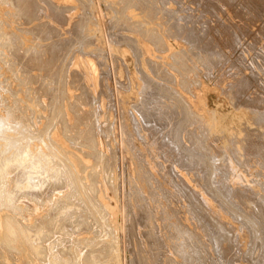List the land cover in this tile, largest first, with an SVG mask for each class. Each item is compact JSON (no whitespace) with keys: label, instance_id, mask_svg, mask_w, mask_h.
Returning a JSON list of instances; mask_svg holds the SVG:
<instances>
[{"label":"bare ground","instance_id":"bare-ground-1","mask_svg":"<svg viewBox=\"0 0 264 264\" xmlns=\"http://www.w3.org/2000/svg\"><path fill=\"white\" fill-rule=\"evenodd\" d=\"M79 1H81V0H79ZM84 1H81V2L84 4ZM117 1L120 4L122 3L121 6L123 5V3H125V4L129 3L128 6H126V5L124 6L125 9H127L126 7H130V3H132L133 1H134L133 5L131 4L132 5L131 7H133L135 3H139V2L143 3L146 1L148 2L149 0H146V1H143V0H137V1L136 0H117ZM117 1H115V2L118 3ZM156 1L157 0H154L150 3H154V2L158 3ZM168 1L169 0H160L159 1V3L163 4L164 8L162 6H161L162 8L159 7L160 6L159 3L157 6L154 3V5L156 7L155 10L157 11V13L159 12V14H160V12L163 11V13L170 16V17H167L163 13H161L165 17L171 19L170 20L171 23L168 21V19H164V20H162V22L163 23L169 22L170 28L171 29L174 28V30H175V31H172V34L174 33L175 35H177L178 38L183 37L182 40H185L186 42H188L190 44V46H191V47L189 46L190 52L193 51L195 53V55H198L199 57L202 56L201 57L202 59H204V58L206 59V64H204L205 63L204 61L202 62L204 64V66H207V65L212 64V63L213 64L217 63L216 65H220L222 63V61L224 60V58L227 56V54L225 53V50L223 48H221L222 45L223 46H224V44L227 45L228 48H226V49H229V47H230V48H235L238 50L239 46L241 45V41L243 39L245 32L247 30H249V27L251 28V26H247L248 29L246 31L243 30V32H242L243 36H241L239 34L241 32H237V30L235 29L236 24H237L236 22H238V21L234 22L233 20H231L232 18L225 17L228 20L227 19L223 20V18L221 19V17H218L219 15H217L215 18H212V17L209 18L205 15L206 13L203 10H202L203 12L201 11L202 13H200V14H198L196 12H195V14H193V13H191L193 11L192 10L193 7L191 8L190 6L184 7L183 9H185L187 11V13L186 14L183 13V15H181L182 13L181 14L177 13L178 9L176 11L172 8L170 10V8L166 7ZM201 1H203V0H201ZM222 1L225 2L226 0H212V1H210L212 3V5H210L209 7L206 5L205 6L209 9L213 10V11H211V13H212L216 9L219 10L218 9L219 7L218 8H214V7L220 6L219 3L221 2V4H222ZM256 1L258 3V1H260V0H256ZM111 2H112V0H111ZM176 2H177V5L179 8H181L184 5L183 0H178ZM176 2H175V4H176ZM188 2H189V0H188ZM82 3H79V4L81 5ZM88 3H90V2H88ZM91 3H93V2L91 1ZM98 3H100V2H98ZM170 3H171V1H170ZM201 3H203V2H201ZM207 3H209V2H207ZM4 4H8L10 6L7 8H4L3 7ZM114 4H113V2H112V4H110V5H112L111 6L112 9H115V8H113ZM187 4H189V3H187ZM195 4H197V3H195ZM224 4H222V6ZM263 4H264V1H263ZM67 5H64V3H62L58 0H0V264H119L118 259H119V256H121V254L119 252V246H120L122 241L125 242L127 240L128 235L130 236L129 237L130 239L133 238L136 242L140 241V243H141L140 246H139L140 243H136V244H138L137 254H136V252H134L137 256V258H136L137 261H135L136 264H156V258L157 257L154 255L159 254V253H157L156 250H158L157 248H158V243H159L160 238L158 240V237H157L158 232L156 231L155 227L156 226L157 227L168 226L167 225L168 219L166 220V217H165L167 214L165 215V212H164V211H167L168 209H166V210L164 209V211L162 210V207L165 206L162 202L161 203L163 205H162V207H160L161 206L160 201L161 200L163 201V199H161L163 197L162 195L166 194V193L164 192L162 194L161 187H158L156 185V183L155 184L153 183V181H152L153 178L151 180V176H152L151 174H153V173H150V175H148V173H147L150 168L147 170V172H146L147 174L145 173L147 185L149 182V188H150V190H149L150 192H148L149 195L147 193L145 194V192H143V190L141 189L142 186L140 187L139 185H137V183L134 182L135 180L132 181L134 178L131 175H130L131 176V181H130L131 183L128 182V183H130V186L128 185V183L125 182L126 181V180H124L125 178L123 180H120V181L118 180V183L116 182V180L118 178H117V175H116V172L114 169V167L116 166L114 164V160L116 158V150L114 149L115 152H113L114 151L113 150L114 141L118 137L117 136L118 132H119V135L124 136L125 131L120 132L117 129H115L113 127L114 125H113L111 120L109 121L110 122L109 124L107 123L108 125L107 124L104 125L103 123L105 121L103 122V120L100 118L101 115L99 116V114H102L101 112L103 111V108L106 105L104 97L108 98L112 89H110V87H106L104 89V85H108V84H104V85L101 84L103 87L100 86V88H103V89L102 90L99 89V91L101 90L100 95H99V94L94 92V89L91 86L92 83H89L86 81V77L88 75H87V73H85V71L79 70V69L69 70V67H66V66H65L66 67L65 69L63 68L64 70L61 69V64L64 63L65 60L71 62L75 58V55H76L75 53L77 50L83 51V53L85 52L84 54H87V55L90 54L91 52H94V50L93 51L86 50V46L87 45L89 46L91 44V38L93 39L94 34H93V36H91V35L89 36L87 33H85L86 32L85 28H84V30H85V32H84L83 25H85V23L82 24V23H78L76 21L74 23V21H71V23L73 22L72 24H74V25L69 27V29H68V27H67V29L62 28V25H66L64 23L68 22V20L66 18L70 19L69 16H71V14L70 15L66 14V13H68L67 11L70 9V8H67L68 7ZM85 5H87V2H86V4L81 5V6H84V8L82 7L81 9H84L85 11L88 12V9L87 8L85 9V7H87ZM88 5H90V4H88ZM98 5H101V3ZM146 5H147V3H146ZM207 5H209V4H207ZM226 5L227 4H225V6ZM71 6H73V5H71ZM71 6L69 5V7H71ZM75 6H77V5H75ZM115 6L117 7L116 4H115ZM139 6H142V5H139ZM139 6L137 5V7H139ZM197 6H199V4ZM228 6H229V4H228ZM257 6L253 5V10L254 9L256 10L258 8V10L260 11L259 7H257ZM262 6H264V5H262ZM107 7L110 8L109 5H107L106 8ZM119 7H120V5H119ZM124 7H122L121 9H124ZM143 7H144L143 9L146 10L145 5ZM152 7H151V5L149 6V8L147 7L148 8L147 9L148 10L147 15L150 14L149 12L154 13V10L153 11L151 10V9H153ZM140 8H139V10H140ZM223 8H224V6L222 7V9ZM72 9H75V8H72ZM72 9H70V11ZM117 9L118 8L115 9L116 11L114 10L116 13H117ZM149 9H150V11H149ZM193 9H195V8H193ZM160 10H162V11H160ZM180 10H179V12H180ZM190 10H192V11L188 12ZM262 10H264V9H262ZM91 11H94V10L92 9ZM156 11H155V13H156ZM219 11H221V9ZM122 12L124 13V11L122 10L120 12V16H118V17H121L120 19H122L123 16L125 15V14L123 15ZM141 12H143V11H141ZM253 12H254L253 14H255V11H253ZM81 13L82 12H80L78 15H80ZM121 13L123 16H121ZM125 13H127V11ZM152 13H151V15H152ZM225 13H226V11H225ZM85 14H87V13H85ZM101 14H102V12H101ZM159 14H155L156 17ZM216 14H218V11H216ZM88 15H89V13H88ZM91 15H92V12H91ZM91 15H89V16H91ZM151 15H149V17L152 18V20H153L155 15L153 17ZM226 15L227 14H225V16ZM89 16H87V17H89ZM112 16H114V18L116 17L117 19H119L117 16H115V14H113ZM164 16H162V17L164 18ZM227 16H229V15H227ZM257 16H258V14H257ZM261 16H262V14L260 15V17ZM80 17H82V14L80 15ZM92 17H93V15H92ZM126 17H127V14H126V16H124V18H126ZM130 17L131 16L128 15V21L126 19L127 23H125L124 20H123V22L127 25H129L128 22L133 23V22L129 21ZM156 17L154 18V20L156 19ZM263 17H264V15H263ZM76 18L78 19V17H76ZM132 18L133 17H131L130 20H132ZM89 19L87 18L88 21H89ZM109 19H108V21H109ZM117 19H115V23L116 22L119 23L121 21V20L116 21ZM157 19H159V18H157ZM82 20L83 19H81L80 22H82ZM84 20H85V18H84ZM84 20H83V22H84ZM91 21H92V18L90 19V22ZM110 21L111 22H108V23L109 24L112 23V25L114 26V23L112 22V20H110ZM164 21H166V22H164ZM57 22H59V23L63 22V23L60 26ZM90 22H88V23H90ZM95 22H97V21H95ZM135 22H137V20ZM139 22L141 24L142 21H139ZM139 22L137 25H139ZM88 23H86V25ZM91 23H93V22H91ZM143 23H146V22H143ZM143 23H142V25H143ZM147 23H149V21H147ZM213 23H216V25L218 24V28L215 29L214 26H216V25H214ZM134 24H132L133 25V26H131L132 28L135 27ZM157 24H161V23H157ZM103 25H104V20H103ZM116 25L118 26V24H116ZM120 25H121V23H120ZM137 25H136V28L140 29L141 26L139 25L140 27H138ZM144 25L146 26V24H144ZM169 25L167 24L166 27ZM250 25H252V24H250ZM256 25L257 24H255L254 27L257 28V26H259V24L257 26ZM107 26L108 25H106V27ZM145 26H143V27H145ZM220 26H221L220 29H222V27L224 28L223 29L224 32H222L219 29ZM237 26H239V25H237ZM241 26H242V24L240 25L239 28H241ZM260 27H262V30L261 29H259V30L263 31L264 30L263 26H260ZM107 28H109V27H107ZM107 28H105V29H107ZM120 28H122V26ZM124 28H125V26H124ZM128 28L129 27L127 26L126 29H128ZM162 28H161V30H162ZM143 29L146 30V28H143ZM150 29L151 28L149 27V28H147V31L144 30L145 33H143L144 31H142L141 33H143V35H144V34H148L150 31V34L152 36V40L153 39L155 40L156 37H158L160 39L162 38L163 35H161V33H158L159 32L157 30L158 28H152V30H150ZM252 29L251 30L254 31V28H252ZM113 30H115V29L113 28ZM132 30H135V29H131V31ZM165 30L167 31V28ZM168 30H170V29H168ZM239 31H240V29H239ZM261 31L257 33L259 38H257L255 35V38H257V39L254 38L255 42L257 41L256 44L255 45L253 44V43H255L254 40H253V43H251V42L250 43L253 45V47L256 48V50H257L256 54H258L257 56L261 57L262 61L264 62V34H263L264 32H262V34L259 35V33H261ZM105 32H107V31H105ZM108 32H109V30H108ZM108 32H107V34H108ZM146 32H148V33H146ZM27 33H31V35H33V38H30L32 40L31 43L26 42ZM136 33H137V31H136ZM111 34H108V35L110 36ZM121 34L122 33H120V35ZM220 34H223L224 37H220ZM115 35L117 36V34H115ZM126 35L127 34H125V36ZM168 35H170V34H168ZM246 35H247V33H246ZM145 36L146 35H144L143 37H145ZM253 36H254V34H253ZM113 38H114V36H113ZM158 38L156 39V43H157V40H159ZM124 39H126L124 41V44L126 41H128V43L131 44L130 45L131 48L133 47L132 49H134V53L136 54V58H138V60L136 61L137 63L135 62L136 63L135 65H136L137 70L140 74V77H141L140 79L143 82V84H142L143 87L140 86L142 88L140 89V95L138 97V100L134 101L133 103L131 102L132 108H133V110L136 111L138 116H136L135 114L133 115L134 112L132 113V116H131L130 110H132V109L129 110L131 119L133 117L132 121L134 120L133 125L135 124V128L138 130V132L135 128L134 129L136 130L137 135H140L141 137H144V138H146V136L144 134L145 133L144 130H146L145 127H147L149 132H153V133L156 132L154 130L158 131L159 129L160 130L164 129V130H166L165 132H167L165 138H172L173 142H175L174 145L177 147L178 152H176V150L174 148H172V146H170V143L167 144L172 148V150L174 149L173 151H175L176 154L178 153L177 154L178 156L180 154V157H178V158H180L178 161L179 165H178V163H175L178 166L173 168V170L175 171L174 173H176L175 176L177 178V179H175V181L178 184H180L181 186L183 185V188L186 191L185 194L187 196L188 205L192 208V211H194V215H193L194 217L193 218L196 221V223L203 228L204 232L207 234L206 236L209 237V239L211 240L212 246L214 248V253L210 252V250H208V249L206 251H204L206 248H203L202 237H200V236L197 237L196 236L197 233H196V235L193 234V230L191 229L192 233L191 232H190L191 234L187 233L188 235H186L182 239V242H180V244H182L185 247L184 249H185L186 254L185 253L184 254L187 255V257H186L187 261H184V264H264V180L261 181L260 179L259 180L255 179L254 177L250 176L249 173H248V175L246 174L247 175L246 177H245V175L242 176V177H245V178H242L244 183L240 182L242 180L239 181V179L233 177V175L236 174L237 170L235 169L236 166L235 167L233 166L235 164L232 165L233 160L230 158L231 156L229 155L230 156L229 157L228 153L226 154L223 152L220 155L221 151H223V150H218L220 153L217 152L216 151L217 147L216 146L213 147V145H212L213 143H210V141L207 140V138L209 137L207 134L208 132L204 133L203 131L208 125L206 127H204L205 126L204 125L203 126L204 129L202 130V127H201L202 124H200L201 120L204 118L202 113L195 110L196 108L194 107V104L190 101L189 97H187V95H185L181 90H179L173 84V83L176 84L177 78H176L175 74L169 70L167 65H170V67L171 68L173 67V69H178L177 65L179 63H183L184 61H188V59H189L188 52H186V50L184 48H182L178 51H172V53L170 55L172 56L171 58L173 59V62H169L167 60V58H165L163 56L153 57L151 54L148 55V53H149L148 50L140 45L139 40L137 38L129 35V37L127 36ZM119 40H121V39L119 38ZM147 40L151 41V37H149V39H147ZM247 40H249V39H247ZM113 41H115V40H113ZM92 42H93V44H96V43H94V40H92ZM153 42L155 43V41H151V43H153ZM164 42H162L164 47L163 46H161V47H163V50L164 49L168 50V46H165L166 44H164ZM242 42H244V41H242ZM261 42H263V43L260 46H258V44H260ZM160 43H161V41H159L158 44H160ZM246 43H248V42L246 41ZM158 44H157V46H158ZM107 46H108V44H107ZM157 46L155 47V49L157 48ZM227 46H224V47H227ZM118 47H119V45H118ZM161 47H160V49H161ZM242 48L243 47H241L240 50ZM132 49H130V50H132ZM160 49H159V51H161ZM232 50L233 49H231V51ZM240 50L238 51V53L236 55L240 54L239 53ZM80 51H79V53H80ZM101 51H102V49H101ZM106 51H108V49ZM202 51L204 52L205 55L203 53L201 54ZM244 51H245V49H244ZM109 52H111V50ZM97 53H99V52H97ZM97 53H94V54H96V57H98ZM94 54H93V56H94ZM101 54H102V52H101ZM112 55L113 54L111 53V56ZM140 55H144L143 58L146 55L145 60L148 61V64L150 65V66L149 65L148 66L151 67V69H152L151 72H153L155 74L154 76H156V78L151 76L149 73H147L143 69L142 64L140 63L141 60H139ZM241 55L243 56V54H241ZM99 56H102V55H99ZM106 56H108V55H106ZM102 57H101V59H102ZM199 57H197V58H199ZM228 57H230V56H227L226 60L231 61L230 60L231 58L229 59ZM78 58H79V56H78ZM119 58H121V57H119ZM201 58H199V59H201ZM257 58H255V59L252 58L253 60L248 59V61L251 60V65L253 66V65L258 63ZM115 59L118 60L117 56ZM190 60H191V57H190ZM235 60H237V59H235ZM238 60H241V58L240 59L238 58ZM245 60H247V59H245ZM147 61H146V63H147ZM181 61H183V62H181ZM229 61H228V63H229ZM102 62H103V60H102ZM104 62H106V60ZM241 62H243V61L241 60ZM199 63H200V61H199ZM246 63H244V64L247 65L248 63L247 64ZM187 64H188V62H187ZM187 64H186V66H187ZM224 64L226 65L227 63H224ZM231 64L232 63H230L229 65H231ZM244 64H241V65H244ZM65 65H66V63H65ZM102 65H103V63H102ZM117 65H118V63H117ZM222 65H221V67H222ZM124 66L126 68L125 70H126L127 78L130 81V82H128L127 86H131V84H130L131 83L130 68L125 64H124ZM184 66H185V64H184ZM194 66L190 67V68L191 69L193 68V70H195ZM235 66L232 65V67H235ZM252 66H250V67H252ZM113 67H115V66H113ZM108 68H110V67L108 66L106 69H108ZM209 68H207L208 70H206V71L212 70ZM211 68H212V66H211ZM236 68H240V67L238 66ZM228 69H232V68H228ZM252 69H253V67H252ZM252 69H250V70H252ZM263 69L264 68H262V65H261V70H263ZM100 70H102V67L100 68ZM112 70L116 71V69H114V68ZM239 70H240L239 72H241L243 69H239ZM188 71H190V69ZM201 71H202V69H201ZM253 71H255V69L252 70V72ZM227 72L230 73L231 75L233 74L234 77L236 75L235 70L234 71L229 70ZM243 72H245V71H242L241 73H243ZM103 73H104V71H103ZM110 73H112V72H110ZM180 73H182V72L180 71ZM211 73H212V71H211ZM228 73H225V75ZM254 73L255 72H253V75L257 76V74H254ZM105 74H106V72H105ZM105 74L103 77H106ZM220 74H221V72H220ZM244 74H242V75H244ZM89 75H90V73H89ZM194 75L196 77L198 76L195 72H194ZM112 76L113 75H111V77ZM114 76H116V74ZM100 77H102L101 74H100ZM182 77L184 78V75H182ZM221 78H222V75H221ZM256 78L257 77H255L254 81L255 80L257 81ZM117 79H119V77L118 78L116 77V79H114V80L117 81ZM261 79H262V77H261ZM100 80H101V78H100ZM112 80H113V78H112ZM248 80H251V79H249L248 75L242 76V77H239L238 79H236L235 85L238 84V87L241 86L240 91H242L241 94L244 96L245 95L248 96L250 93V92L248 93V91H249V87L251 86L252 80L249 81L250 84H249ZM199 81H200V79H199ZM122 82H119V83H122ZM188 82H190V81L182 79V83L183 84L185 83V85H186L185 89H187V92L191 91L190 85H188ZM193 82H194V80H193ZM119 83H118V85H120ZM113 84H114V82H113ZM179 84H180V82H179ZM183 84H180V85H182V87H183ZM227 84H229V83L227 82ZM248 84L250 85L249 87H248ZM69 85H72L75 88L77 87V89H79V92L77 94L74 93L75 97H72ZM118 85L116 84V87ZM124 85H126V84L124 83ZM198 85H200V84H198ZM120 86L122 87L123 85H120ZM119 87H117V88H119ZM124 87H126V86H124ZM124 87H122V88H124ZM136 88H137V86H136ZM125 90H126V88H125ZM225 91H227V90L225 89ZM117 93H118V90H117ZM255 93L256 92H254V94ZM42 94H47V97L49 100L48 101L45 100L46 98H45V96H42ZM113 94L114 93L112 92V95ZM190 94L192 95V97L198 98V95H196V93H193V91L190 92ZM260 94L261 93H259V96H261ZM41 96L45 98V99H43L44 102L41 101L42 99L40 100ZM255 96H256V100H257V97L260 98L258 95H255ZM255 96H254V98H255ZM254 98L252 100L256 101V100H254ZM111 99H112V97H111ZM260 99H262V98H260ZM32 100H33V102H32ZM107 100H110V99H107ZM114 100H117V99H114ZM118 100H120V99H118ZM117 102H119V101H117ZM120 102H122V99ZM126 102H127V100H126ZM84 105H89L92 108V109L89 108L87 111V112H89L91 110V112H90L91 116L86 115V117L89 116L87 119L92 124L88 123L87 121L81 122L82 119H80V116H81L80 111L85 110V112H86V110H87L86 108H83ZM109 105L114 106V105H116V103L115 104L109 103ZM199 106H200V104H199ZM110 107H112V106H110ZM118 107L120 109V106H118ZM67 108L71 109L72 112L74 110L75 113H77V115L75 114V117L77 116L76 118H78V119H76V121L74 120L73 123L75 122L74 124H76L79 121L81 123H84L83 124L84 126H82V127H78V126L74 127L73 126V124L71 122V118L68 116V114L66 112ZM262 108H264V107H262ZM39 109H45V110H43V113H44V111H46L47 114L41 113L42 110L39 111ZM121 112H123V111L121 110ZM212 112H214V111H212ZM87 114H89V113H87ZM104 114H105V112H104ZM118 114H120V113H118ZM83 115H82V117H83ZM105 115L107 116L108 114H105ZM106 116H104V117H106ZM119 117L122 118L123 115L122 116L120 115ZM109 119H107V120H109ZM124 119L125 118H123V122H124ZM215 120H216V118H215ZM57 122L62 123V125L58 128H56V126H55L57 124ZM113 122H115V119ZM121 122H122V119H121ZM118 123H119V121H118ZM119 125H121V124H119ZM210 125H212V124H210ZM126 126H125V128H126ZM143 126H145V127H143ZM207 128L211 129L210 127H207ZM124 129H120V130H124ZM170 129H173V130L176 129V130L173 133H169ZM177 130H178V132H177ZM200 130L203 132L202 135H201ZM59 131H61L63 133V135L67 136L68 137L67 139H69V141L71 140V142L73 144L77 145L78 147H76V148L80 149V147L82 145L88 146L90 148L93 147L92 149H94V152L90 153L88 151L86 155L91 154L92 157H95V163L93 165L89 166L81 159L80 156H79L80 159L77 158L78 157L77 156L76 158H77V161L79 162L78 164H80V167H81L80 171H82V172H79L76 168V165H74V162L71 160L72 158L70 159V157L68 155L70 153V150L65 149L57 141V134L56 133ZM210 132H211V134L214 133V132L212 133V131H209V133ZM128 134H126V135H128ZM160 134H162V133H160ZM163 135H164V133H163ZM151 136L153 137V135H151ZM99 137L102 138L101 140H104L105 142H107V146H109L110 153H108L107 158L105 157L106 151L100 149L99 145L101 142H100ZM129 137H131V136H129ZM152 137H150V138L152 139ZM218 137L219 136H217V138ZM153 139H154V137H153ZM153 139H152V142L157 141L156 137L154 140ZM219 139H220V137H219ZM146 141H147V139H146ZM162 141L164 142L165 139L164 140L162 139ZM207 141H209L210 144ZM215 141H216V139H215ZM143 142H144V140H143ZM146 143H148V142H145V144ZM153 144L156 145V143H153ZM155 147H158V148L155 149L156 151H154V154H153V157L155 156V160H156V162H154V163H156V165L159 167L160 164L158 165L157 163H159V161H161L159 159L162 158L163 155H162V157H160L161 155L159 156L160 151H161L160 146L158 145ZM153 149H154V147H153ZM150 150H151V148H150ZM85 152H86V150H85ZM140 152H142V151H140ZM167 153H169V151ZM74 154H75V156L77 155L76 153H74ZM74 154H72V155H74ZM164 154H166L165 151H164ZM176 154L173 153V156L171 154H167L168 156H166V155L165 156L167 159L171 155L170 158H168V159H171V157L174 158L175 157L174 155H176ZM91 155H90V157H91ZM102 155H104L103 156L104 159L106 158V160H105L106 166L104 169L105 174L103 173L104 175L100 173L101 170L98 168L99 163L103 160L102 159L100 161V157ZM103 157H101V158H103ZM250 157H251V155H250ZM130 158L132 159V157H130ZM178 158H176V159L178 160ZM221 158H222V160H227V161H222ZM168 159H167V161H168ZM174 159H173V162L170 163V165L172 163L174 164V162L176 160V159L175 160ZM116 163H117V161H116ZM185 163L187 164L186 167L180 166V164L184 165ZM241 164H243L242 165L243 167L245 166L244 161H241V163L239 165H241ZM100 166H102V165H100ZM103 166H104V164H103ZM163 166H165V165L163 164ZM237 166H238V164H237ZM118 168H119V166H118ZM144 168H145V165H144ZM116 169H117V167H116ZM119 169L121 171V168H119ZM159 169H157V170H159ZM167 169H169V168H167ZM244 169H246V168H244ZM129 170H131V169H129ZM163 170H165L164 167H163ZM163 170L160 169L159 172H161ZM240 170H239V172H240ZM112 171H114L115 173ZM101 172H103V171H101ZM127 172H128V170H127ZM149 172H151V170ZM136 173H138V172H136ZM165 173L167 175V172H165ZM184 173L189 174V178H187L184 175ZM218 173H220V175H217ZM129 174H130V172H129ZM209 174H210V176H209ZM166 175L164 176V178L165 177L167 178L168 175L167 176ZM169 175H171L170 172H169ZM217 176H219L220 178ZM124 177H126V176H124ZM162 178H163V176H162ZM129 179H127V180H129ZM137 179H138V177H137ZM200 180L202 182V185L200 184ZM158 181H160V180H157V182ZM166 181L168 182V180H166ZM170 182H173V181H170ZM158 184H159V182H158ZM191 185L193 187H190ZM128 186H129V188L132 192V195H133V196L131 195L132 196V197H130L131 200L129 199L130 202H129V200H128V202L130 203L131 210L134 212L135 215H137V217L134 216L133 218L137 219L139 217V215H142V217H144L145 220H144V222H139L137 220V224H136L137 227H131V230L128 229V228H130V226L128 225L129 227L127 228L126 224H125L124 226H122V228L124 229V232L120 235L118 232V230H119L118 226L116 224L117 216L115 215V211L112 209V205L110 203V200L112 198L108 195V189H112L111 191L114 190L113 192L116 193V195H117L116 199H118L117 197L121 198L122 203L125 204L124 202H125V199L127 198V196H125V194H126L125 191L128 188ZM159 186H160V184H159ZM249 188L251 189L250 191H249ZM184 189H183V191H184ZM168 190H167V193H168ZM252 191H253V193H251ZM204 193H206L208 196L212 195V197L214 195L215 199L217 200L216 202H218V203L215 204L214 201L212 203V201L210 199H208ZM128 194H129V192H128ZM128 194H126V195H128ZM172 194H174V193H172ZM158 195L161 196V197L159 196L161 199L160 201L158 199ZM200 195H202V198H200L201 197ZM168 197H170V196H168ZM176 198H178V197H176ZM19 199H24L26 201V205L23 207L20 206L18 204ZM170 205H172V202ZM167 207H170V206H167ZM188 207H186V208H188ZM180 210H181L180 212H182L181 208H180ZM188 211H190V210H188ZM167 212H169V211H167ZM183 212H184L183 214L185 215V211H183ZM188 213L191 214V212H187V214ZM169 215H171V214H169ZM185 216H183V217H185ZM123 217L125 218V216H123ZM188 218H191V217H188ZM131 219H132V217H131ZM171 219L173 220V218H171ZM181 221H183V220H181ZM184 221H185V219H184ZM169 222H170V220H169ZM173 222H174V220H173ZM175 222L177 224V221H175ZM130 225H131V223H130ZM177 225L179 226V224H177ZM180 225H182V224H180ZM183 226H182V228H183ZM171 227H172V225H171ZM185 227L191 228L190 226H187V225H185ZM132 228H137V229L133 230ZM189 228H187V229L189 230ZM127 229L130 230L129 234H128ZM159 229H161V227ZM161 230L160 231L158 230V231L161 232ZM191 230H189V231H191ZM145 231L149 232V236H147V238L143 239V241H142V238H144V237H141V236L143 235V232H145ZM170 233H171V231H170ZM162 235L163 234H161V236ZM158 236L160 237L159 234H158ZM167 236H169V235H167ZM165 237L166 236H164V238ZM119 239H121L122 241L120 242ZM169 239H171V238H169ZM175 241H177V240L175 239ZM166 242L167 241H165L164 243H166ZM133 243H134V241H133ZM167 244L168 243H166V245ZM177 244H179V243L177 242ZM134 245L135 244H133V246ZM131 246H132V244H131ZM167 247L170 249L166 250ZM167 247L164 248L166 250V254H167L165 256V259H164L165 264H172L173 261L176 260V258H174L175 256H173L172 254L167 253L168 251H169V253H171L170 250L173 251V248L171 249L172 245H170V246L167 245ZM134 250L136 251L135 246H134ZM159 250H161V249H159ZM165 250H163L162 252H164ZM133 251H131V252H133ZM134 253H132V254H134ZM148 253H151V254L148 255ZM173 253H174V251H173ZM162 255H160V256H162ZM131 257H133V255ZM119 260H121V259H119ZM161 263L162 262L160 260L159 264H161ZM126 264H129V262L128 263L126 262ZM176 264H177V262H176Z\"/></svg>","mask_w":264,"mask_h":264},{"label":"rangeland","instance_id":"rangeland-1","mask_svg":"<svg viewBox=\"0 0 264 264\" xmlns=\"http://www.w3.org/2000/svg\"><path fill=\"white\" fill-rule=\"evenodd\" d=\"M58 1H60V2H62V3H64V5H67L68 7L67 8H70V9H72V8H75V9H72L71 11H70V9L67 11L68 13H66L67 15H70L71 14V16H69L70 17V19H68V18H66L67 20H68V22H65L64 24H66V25H62V23L60 22H57L60 26L62 25V28L63 29H67V27H68V29H69V27H71L72 25H74V24H72L71 23V21H74V23H75V21L76 22H78V23H82V24H84L85 23V25H86V23H88V22H90V19L92 18V21L91 22H93V23H88L86 26L85 25H83V30H84V28L86 29V32H85V30H84V32L85 33H87L89 36L91 35V36H93V34H94V36H93V39L91 38V44L88 46H86V50H91V51H93L94 50V52H89L90 54H84L83 53V51H80V50H77L76 51V55H75V58L71 61V62H69V61H67V60H65V62L64 63H62L61 64V69H65L66 67H69V70H75V69H79V70H83V71H85V73H87V75L89 76H87L86 77V81L87 82H89V83H92V88L94 89V92L95 93H97V94H99L100 95V91L103 89V88H100V86L101 87H103L101 84H108V85H104V89L106 88V87H110V89H112L111 90V92H110V95L108 96V98L107 97H104L105 98V102H106V105H105V107L103 108V111L101 112L102 114H99V116L101 115V119L103 120V124L104 125H106L107 123L109 124L110 122V120L112 121V123H113V127L115 128V129H117L118 131H122V132H124L125 131V133H124V136H121V135H119V132H118V134H117V139H115V141H114V148H113V150L115 149L116 150V158H115V160L117 161V163H116V161L114 160V164L116 165L115 167H114V169H115V172H116V175H117V180H116V182L118 183V180L120 181V180H123L124 178V180H126L125 182L126 183H128V182H130L131 181V176H133V180L132 181H134L135 183H137V185H139L140 187H141V189L143 190V192H145V194L147 193L148 194V192H150L149 190H150V188H149V182H148V185H147V180H146V178H145V175L148 173V175H150V173H153V174H151L152 176H151V180H152V178H153V183L155 184L156 183V185L158 186V187H161V191H162V194L165 192L166 194H163L162 196V198L161 199H163V201L160 199V195H158V199H159V201H160V204H161V206L160 207H162V205L164 204L165 206H163L162 207V210L164 211V209L166 210V209H168L167 211H169V212H167V211H164L165 212V217H166V220L168 221V226H160L161 227V229H159L160 227H155V229H156V231L158 232V234L160 235V237L158 236V234H157V237H158V240H159V238H160V240H159V243H158V250H156L157 251V253H159L160 255H162L163 253V257L162 256H160L159 254H157V255H154V256H156L157 258H156V264H159L160 263V260H161V262L163 263V264H165V256L167 255L166 254V250L168 249H170V248H168L167 247V245L168 246H170V245H172V247H171V249L173 248V251H174V253H173V251L172 250H170V252L171 253H169V251L167 252L168 254H172L173 256H175L174 258H176V262H177V264H184V261H187V255H185L186 254V252H185V247L182 245V244H180V242H182V239L186 236V235H188V234H191L192 233V230H193V234H195L196 235V233H197V237H202V241H203V248H206L204 251H206L207 249L208 250H210V252H212V253H214V248H213V246H212V243H211V240L209 239V237L208 236H206L207 234L204 232V230H203V228L200 226V225H198L197 223H196V221L194 220V211H192V208L188 205V200H187V196H186V191H185V189L183 188V185L181 186L180 184H178L176 181H175V179H177L176 178V173H174L175 171L173 170V168L174 167H176V166H178L179 165V163H178V161H179V159L180 158H178V157H180V154H179V156L176 154V152H178L177 151V147L174 145L175 144V142H173V140H172V138H165L166 137V133L167 132H165L166 130H164V129H162V130H154V131H156L155 133H153V132H149V130L147 129V127H145V126H143V127H145L146 128V130H144V134H145V136H146V138H144V137H141L140 135H137V132H138V130L135 128V124L133 125V122H134V120L132 121V119H133V117H132V119H131V116H132V113H133V115L135 114L136 116H138L137 115V113H136V111L135 110H133V108H132V103L134 102V101H137L138 100V97H139V95H140V89L143 87V82H142V80L140 79L141 77H140V74H139V72H138V70H137V67H136V61L138 60V58H136V54L134 53V49H132L131 48V44H129L128 43V41H126L125 42V44H124V41L126 40V39H124V38H126L127 36L129 37V35H131L132 37H135V38H137L138 40H139V43H140V45L141 46H143L144 48H146L147 50H148V55L149 54H151L153 57H157V56H163V57H165V58H167V60L169 61V62H173V59L171 58L172 56L170 55L171 53H172V51H178V50H180V49H182V48H184L185 50H186V52H188V54H189V59H188V61H181V62H183V63H179L177 66V68L178 69H173V67L171 68L170 67V65H167V67L169 68V70L172 72V73H174L175 74V76H176V78H177V82H176V84L175 83H173L174 85H175V87H177L179 90H181L185 95H187V97H189V99H190V101L194 104V107L196 108L195 110H197V111H199V112H201L202 113V115H203V119L201 120V123L200 124H202L201 125V127H202V130L204 129V127H206L207 125V127H210L211 129H208L207 127L204 129V133L206 132H208L207 134H208V138H207V140H209L210 141V143H213L212 145H213V147H217L216 148V151L217 152H219L218 150H223V151H221V153H220V155L222 154V152L223 153H228V156L233 160L232 161V165L233 164H235V165H233L234 167H235V169L237 170L236 171V174H234L233 175V177H235V178H237V179H239V181L240 180H242V178H245L247 175H248V173L250 174V176H252V177H254L255 179H260L261 181H263L264 180V108H262V107H264V69L263 70H261V65H262V68H264V62L262 61V58L261 57H259V56H257L258 54H256L257 53V50H256V48L255 47H253V45L251 44V43H253V40H254V38H255V35H256V37L257 38H259V36L257 35V33L258 32H260L261 30H262V27H260V26H263V28H264V17H263V15H264V10H262V9H264V6H262V5H264L263 4V1L264 0H260V1H258V3H257V1L256 0H226L225 2H223L222 1V4H227L226 6H225V4L223 5L224 6V8L222 9V4H221V2L219 3L220 4V6H217V7H214V8H218L219 10L221 9V11H219V10H215L214 12H212L211 13V11H213V10H211V9H209V8H207L206 6H210V5H212V3L210 2V1H212V0H203V1H201V0H189V2H188V0H183V2H184V5L181 7V8H179L178 7V5H177V2L176 1H178V0H169L168 1V3H167V5H166V7H168V8H170V10H171V8L172 9H174V10H176L177 11V9H178V11H177V13H182L181 15H183V13L184 14H186L187 13V11L185 10V9H183L184 7H188V6H190L191 8L193 7V8H195V9H193L192 8V10H190V11H188V12H191V13H193V14H195V12L196 13H198V14H200V13H202L203 11H205V15L207 16V17H209V18H215L217 15H219L218 17H221V19L223 18V20H226L227 18H232L231 20H233L234 22L235 21H238V22H236L235 24H236V27H235V29L237 30V32H241V33H239L241 36H243V34H242V32H243V30L244 31H246L247 29H248V27L247 26H251V28L249 27V30H247L246 32H245V34H244V36H243V39H242V41H244V42H242L241 41V45L239 46V48H238V50L237 49H235V48H230L229 47V49H226V48H228V46L227 45H225L224 44V46H227V47H224L223 45H222V47L221 48H223L224 50H225V53L227 54V56H230V57H228L231 61H229V63H228V61L226 60V58H227V56L224 58V60L222 61V63L220 64V65H216L215 63L213 64H209V65H207V66H204V64H206V59L204 58V59H202L201 57H199L198 55H195V53L193 52V51H189L190 50V44L188 43V42H186L185 40H182V38L180 37V38H178L177 37V35H175L174 33L172 34V31H175L174 30V28H170V23H171V19L170 18H167V17H170L169 15H167V14H165V13H163V11L162 10H160V11H162V12H160V14L161 13H163L165 16H167V17H165L164 15H160L159 14V12L157 13V11L155 10L156 9V7H155V5H154V3H150V2H152V1H154V0H149L148 2L146 1V0H143V1H146V2H143V3H141V2H139V3H135L134 4V6L133 7H131L132 5H133V2L132 3H130V7H126L127 9H125V5L126 6H128L129 5V3L128 4H125V3H123V5L121 6V4L117 1V0H112V2H113V4L115 3L116 5H117V7L115 6V4L113 5V8H120L119 10L117 9V13L115 12L116 10L115 9H112V5H110V4H112V2H111V0H91L93 3H91V1L89 0H81V1H84V4H86V2H87V5H85V6H87V7H85V9L87 8L88 9V12L87 11H85L84 9H81L82 7L84 8V6H81V5H84L81 1H79V0H58ZM100 2L101 3V5H98V4H100V3H98V2ZM115 1H117L118 3H116ZM137 1V0H136ZM135 1V2H136ZM160 1V0H159ZM159 1L157 0L156 2H158L159 3ZM170 1H171V3H170ZM193 3H192V2ZM195 1V2H194ZM88 2H90V3H88ZM110 2V3H109ZM175 2H176V4H175ZM201 2H203V3H201ZM207 2H209V3H207ZM230 2V3H229ZM235 2V3H234ZM255 4H254V3ZM260 2V3H259ZM79 3H82L81 5L79 4ZM104 3V4H103ZM109 3V4H108ZM146 3H147V5H146ZM158 3H155L156 4V6L158 5ZM186 3V4H185ZM187 3H189V4H187ZM195 3H197V4H195ZM242 3V4H241ZM257 3V4H256ZM88 4H90V5H88ZM104 6H103V5ZM106 4V5H105ZM132 4V5H131ZM199 4V6H197ZM207 4H209V5H207ZM228 4H229V6H228ZM239 4V5H238ZM241 4V5H240ZM246 4V5H245ZM69 5L71 6V5H73V6H71V7H69ZM75 5H77V6H75ZM107 5H109L110 6V8L109 7H107L106 8V6ZM119 5H120V7H119ZM137 5L139 6V5H142V6H139V7H137ZM145 5V8H146V10H144L143 8V6ZM151 5V7L153 8V9H151L152 11L154 10V13H155V11H156V13L155 14H159V15H157V17H156V15L154 14V13H152V12H149L150 14L149 15H151V13H152V17L154 16V18L156 17V19L154 20V18H153V20H152V18H150L149 17V15H147L148 13V8H149V6ZM159 7H163V4H161V3H159ZM203 5V6H202ZM206 5V6H205ZM235 7H234V6ZM253 5H255V6H257V7H259V9H260V11L258 10V8L255 10H253ZM10 5H8V4H4V8H7V7H9ZM100 6V7H99ZM136 6V7H135ZM148 8H147V7ZM252 6V7H251ZM262 6V7H261ZM89 7V8H88ZM122 7H124V9H121ZM141 7V8H140ZM161 7V8H162ZM205 7V8H204ZM221 7V8H220ZM100 8V9H99ZM138 8V9H137ZM139 8H140V10H139ZM164 8V7H163ZM198 8V9H197ZM235 8V9H234ZM94 10V11H91V10ZM143 9V10H142ZM181 9V10H180ZM244 9V10H243ZM104 10V11H103ZM107 10V11H106ZM115 10V11H114ZM124 11V13H123V15L124 16H126V14H127V17L126 18H124V16L122 15V13H121V16H123V18L122 19H120L121 17H118V16H120V12L121 11ZM179 10H180V12H179ZM184 10V11H183ZM196 10V11H195ZM203 10V11H202ZM226 11V13H225V11ZM234 10V11H233ZM109 11V12H108ZM127 11V13H125ZM141 11H145L144 13L143 12H141ZM149 11H150V9H149ZM186 11V12H185ZM202 11V12H201ZM216 11H218V14H216ZM239 13H238V12ZM241 11V12H240ZM253 11H255V14H253L254 12ZM80 12H82L81 14H82V17H80V15H78ZM91 12H92V15H93V17H92V15H91ZM101 12H102V14H101ZM119 12V13H118ZM249 12V13H248ZM259 12V13H258ZM261 12V13H260ZM85 13H87V14H85ZM88 13H89V15H91V16H89L88 15ZM113 14H115V16H117L119 19H117L116 17L114 18V16H112ZM154 14V15H153ZM225 14H227V15H229V16H225ZM237 14V15H236ZM240 14V15H239ZM251 14V15H250ZM257 14H258V16H257ZM262 14V16L260 17V15ZM89 16V17H87V16ZM96 17H95V16ZM128 15L129 16H131V17H133L132 18V20H130L131 19V17H130V19H129V21H131V22H133V23H129L128 22V24L129 25H127V24H125V23H127L126 22V19H127V21H128ZM147 15V16H146ZM212 15V16H211ZM224 15V16H223ZM253 15V16H252ZM257 17H256V16ZM86 16V17H85ZM159 16V17H158ZM162 16H164V18L162 17ZM252 16V17H251ZM75 17V18H74ZM76 17H78V19L76 18ZM95 17V18H94ZM102 17V18H101ZM149 17V18H148ZM225 17H227V18H225ZM256 17V18H255ZM74 18V19H73ZM84 18H85V20H84ZM87 18L89 19V21L87 20ZM94 18V19H93ZM97 18V19H96ZM110 18V19H109ZM145 18V19H144ZM157 18H159V19H157ZM81 19H83L84 20V22H83V20H82V22H80L81 21ZM96 19V20H95ZM104 20V25H103V20ZM108 19H109V21H108ZM114 19V20H113ZM115 19H117L116 21H118V20H121L119 23H115ZM164 19H168V21L170 22H168V23H163L162 22V20H164ZM237 19V20H236ZM66 20V21H67ZM110 20H112V22L114 23V26L112 25V23H108V22H111ZM123 20H124V22H123ZM137 20V22H135ZM142 21L141 22V24H140V22L139 21ZM228 20V19H227ZM95 21H97V22H95ZM107 23H106V22ZM147 21H149V23H147ZM167 21V20H166ZM166 21H164V22H166ZM138 22H139V25L141 26V28L143 27V26H145L144 24H146V26L145 27H143V28H146V30L145 29H139V28H136V25L138 24ZM143 22H146V23H143ZM256 22V23H255ZM258 22V23H257ZM96 23V24H95ZM98 23V24H97ZM120 23H121V25H120ZM125 25H124V24ZM136 25H135V24ZM142 23H143V25H142ZM157 23H161V24H157ZM242 24V26H241V28H239L240 27V25ZM116 24H118V26L116 25ZM132 24H134V26L135 27H131V26H133ZM169 25V26H167L166 27V25ZM214 25H216V23H213ZM250 24H252V25H250ZM255 24H259V26H257V28L256 27H254V25ZM262 24V25H261ZM106 25H108L107 27H109V28H107L106 27ZM129 27L128 29H126V27L127 26ZM139 25H137L138 27H140ZM163 27H161V26ZM213 25V26H214ZM237 25H239V26H237ZM116 26V27H115ZM122 26V28H120ZM124 26H125V28H124ZM154 26V27H153ZM156 26V27H155ZM172 26V25H171ZM104 27V28H103ZM111 27V28H110ZM151 28L150 30H152V28H158L157 30L159 31H157L158 33H161V35H163L162 36V40L160 39V38H158V37H156L155 38V40L153 39L152 40V36H151V34H150V31H149V33L148 32H146V33H148V34H144V35H146L145 37H143L144 35H143V33H145V31H147V28ZM247 27V28H246ZM93 28V29H92ZM99 28V29H98ZM105 28H107L108 30H109V32H108V30L107 29H105ZM113 28L115 29V30H113ZM124 28V29H123ZM135 29V30H132L131 31V29ZM161 28H162V30H161ZM167 28V31L165 30ZM214 28L216 29V28H218V24L216 25V26H214ZM221 28V26L219 27V29ZM252 28H254V31H252L253 29ZM123 29V30H122ZM138 29V30H137ZM168 29H170V30H168ZM223 27H222V29H220L222 32H224L223 31ZM239 29H240V31H239ZM252 29V30H251ZM259 29H261V30H259ZM96 30V31H95ZM112 30V31H111ZM121 30V31H120ZM140 30V31H139ZM145 30V31H144ZM105 31H107L108 32V34H111L110 36L112 37H110L108 34H107V32H105ZM135 31V32H134ZM136 31H137V33H136ZM140 33H139V32ZM142 31H144L143 33H141ZM115 32V33H114ZM124 32V33H123ZM171 32V33H170ZM262 32H264V30L263 31H261V33H259V35H261L262 34ZM120 33H122L121 35H120ZM170 34V35H168V34ZM246 33H247V35H246ZM114 34V35H113ZM115 34H117V36L115 35ZM124 34V35H123ZM125 34H127L126 36H125ZM168 36H167V35ZM253 34H254V36H253ZM264 34V33H263ZM107 35V36H106ZM251 35V36H250ZM106 36V37H105ZM113 36H114V38H113ZM119 36V37H118ZM151 37V41H155V45L153 44V43H151V41H149V40H147V39H149V37ZM176 36V37H175ZM26 37H27V39H26V42L27 43H31V39L30 38H33V35H31V33H27V35H26ZM110 37V38H109ZM220 37H224V35L223 34H220ZM249 37V38H248ZM251 37V38H250ZM95 38V39H94ZM119 38L121 39V40H119ZM159 39V40H157V43H156V39ZM246 38V39H245ZM257 38H255V39H257ZM110 39V40H109ZM117 39V40H116ZM247 39H249V40H247ZM92 40H94V43H96V44H93V42H92ZM97 42H96V41ZM103 40V41H102ZM109 40V41H108ZM113 40H115V41H113ZM248 42V43H246V41ZM121 41V42H120ZM159 41H161V43L160 44H158L159 43ZM166 43H165V42ZM108 42V43H107ZM114 42V43H113ZM123 42V43H122ZM162 42H164V44H166L165 46H168V50L167 49H164L163 50V47H164V45H163V43ZM251 42V43H250ZM254 42H255V40H254ZM257 42V41H256ZM256 42L255 43H253L254 45L256 44ZM117 43V44H116ZM188 43V44H187ZM263 42H261L260 44H258V46H260L261 44H262ZM107 44H108V46H107ZM125 46H124V45ZM129 44V45H128ZM157 44H158V46H157ZM162 44V45H161ZM209 44V43H208ZM207 44V45H208ZM249 44V45H248ZM98 45V46H97ZM118 45H119V47H118ZM245 45V46H244ZM247 45V46H246ZM130 46V47H129ZM157 46V48L155 49V47ZM161 46H163V47H161ZM190 46V47H189ZM209 46V45H208ZM93 47V48H92ZM97 47V48H96ZM160 47H161V49H160ZM241 47H243L241 50H240V48ZM246 47V48H245ZM110 48V49H109ZM248 48V49H247ZM253 48V49H252ZM97 49V50H96ZM101 49H102V51H101ZM108 49V51H106ZM130 49H132V50H130ZM158 49V50H157ZM159 49L161 50V51H159ZM231 49H233L232 51H231ZM244 49H245V51H244ZM104 50V51H103ZM111 50V52H109ZM236 50V51H235ZM240 50V54H238V55H236L237 53H238V51ZM247 50V51H246ZM79 51H80V53H79ZM233 54H231L230 52ZM97 52H99V53H97ZM101 52H102V54H101ZM105 52V53H104ZM236 52V53H235ZM94 53H97L98 54V57H96V54H94V56H93V54ZM104 53V54H103ZM111 53L113 54L112 56H111ZM132 53V54H131ZM204 54V52L202 51L201 52V54ZM143 54V53H142ZM187 54V55H188ZM241 54H243V56L241 55ZM99 55H104L103 57L102 56H99ZM106 55H108V56H106ZM169 55V56H168ZM205 55V54H204ZM246 55V56H245ZM256 55V56H255ZM78 56H79V58H78ZM111 56V57H110ZM115 56V57H114ZM116 56H117V59L118 60H116L115 58H116ZM121 57V58H119V57ZM135 56V57H134ZM143 56L144 55H140V59L139 60H141L140 61V63L142 64V67H143V69L147 72V73H149L151 76H153L154 78H156V76H154L155 74L153 73V72H151L152 71V69H151V67H149L150 65L148 64V61L147 60H145V57H146V55H145V57L143 58ZM239 56V57H238ZM101 57H102V59H101ZM105 57V58H104ZM190 57H191V60H190ZM197 57H199V58H201V59H199V58H197ZM245 59H247V60H245ZM258 57V58H257ZM113 58V59H112ZM238 58L240 59L241 58V60L243 61V62H241V60H238ZM255 59V58H257V61H258V63L257 64H255V65H251V60H253V59ZM100 61H98V60ZM110 59V60H109ZM115 59V60H114ZM193 59V60H192ZM198 59V60H197ZM235 59H237V60H235ZM248 59H251V60H249L248 61ZM102 60H103V62H102ZM106 60V62H104ZM114 62H113V61ZM202 60V61H201ZM123 61V62H122ZM146 61H147V63H146ZM199 61H200V63H199ZM205 62L204 64L202 63V62ZM226 61V62H225ZM248 61V62H247ZM99 62V63H98ZM103 63V65H102V63ZM136 62V63H135ZM187 62H188V64H187ZM227 63L226 65L224 64V63ZM248 64H247V63ZM65 63H66V65H65ZM71 63V64H70ZM105 63V64H104ZM113 63V64H112ZM117 63H118V65H117ZM125 65H127L129 68H130V72H131V86H127V84H128V82H130L129 81V79L127 78V75H126V68H125V66H124V64ZM230 63H232L231 65H229ZM236 65H234V64ZM244 63H246L247 65H245ZM262 63V64H261ZM69 66H68V65ZM100 64V65H99ZM109 64V65H108ZM115 64V65H114ZM184 64H185V66H186V64H187V66L185 67L184 66ZM193 64V65H192ZM223 64V65H222ZM241 64H244V65H241ZM259 64V65H258ZM261 64V65H260ZM58 65V64H57ZM102 65V66H101ZM149 65V66H148ZM184 67H183V66ZM191 65V66H190ZM195 65V66H194ZM217 67H216V66ZM221 65H222V67H221ZM232 65L233 66H235V67H232ZM240 67V68H236V67H238V66ZM64 66V67H63ZM66 66V67H65ZM102 67V70H100V68ZM110 67V68H108V69H106L107 67ZM112 66V67H111ZM113 66H115V67H113ZM195 67V70H193V68L191 69L190 67ZM200 69H198L197 67ZM210 68H209V67ZM211 66H212V68H211ZM246 66V67H245ZM250 66H252L253 67V69H252V67H250ZM182 67V68H181ZM209 68V69H212V70H210V71H206V70H208L207 68ZM232 68V69H228V68ZM244 67V68H243ZM249 67V68H248ZM260 67V68H259ZM116 69V71L114 72L112 69ZM186 68V69H185ZM190 69V71H188L189 69ZM221 70H220V69ZM63 69V70H64ZM201 69H202V71H201ZM215 69V70H214ZM228 69V70H227ZM237 69V70H236ZM239 69H243L242 71H245V72H243V73H241V72H239L240 70ZM250 69H252V70H254L255 69V71H253V72H255L254 74H257V76H255V75H253V72H252V70H250ZM106 70V71H105ZM111 70V71H110ZM205 72H204V71ZM224 70V71H223ZM229 70H231V71H236L235 73H236V75H235V77H234V75L232 74H230V73H228L227 71H229ZM89 71V72H88ZM101 71V72H100ZM103 71H104V73H103ZM109 71V72H108ZM180 71L183 73H180ZM198 71V72H197ZM211 71H212V73H211ZM226 71V72H225ZM261 71V72H260ZM105 72H106V74H105ZM110 72H112V73H110ZM194 72L198 75L197 77L194 75ZM210 74H209V73ZM220 72H221V74H220ZM238 72V73H237ZM252 72V73H251ZM89 73H90V75H89ZM103 73V74H102ZM116 74V76H114L115 74ZM186 73V74H185ZM215 73V74H214ZM225 73H228V74H226L225 75ZM241 73V74H240ZM245 73V74H244ZM100 74L102 75V77H100ZM104 74H105V76L107 77H103L104 76ZM108 74V75H107ZM110 74V75H109ZM181 74V75H180ZM242 74H244V75H242ZM250 74V75H249ZM111 75H113L112 77H111ZM182 75H184V78L182 77ZM188 75V76H187ZM201 75V76H200ZM221 75H222V78H221ZM248 75V77H249V79H251L252 80V82H251V86L249 85L250 84V82L249 81H251V80H248V82H249V84H248V87H249V91H248V93H249V95L247 96V95H242L241 94V92L242 91H240L241 89H240V87H238V84H236L235 85V83H236V79H238L239 77H242V76H247ZM225 76V77H224ZM239 76V77H238ZM91 77V78H90ZM116 77L118 78L119 77V79H117V81L116 80H114V79H116ZM190 79H189V78ZM253 77V78H252ZM255 77H257L256 79H257V81L255 82L254 81V79H255ZM261 77H262V79H261ZM100 78H101V80H100ZM104 78V79H103ZM112 78H113V80H112ZM186 78V79H185ZM222 80H221V79ZM91 79V80H90ZM182 79H184V80H188V81H190V82H188V85H190V89H191V91H188L187 92V89H185V83L183 84L182 83ZM194 80V82H193V80ZM199 79H200V81H199ZM104 80V81H103ZM112 80V81H111ZM181 80V81H180ZM262 80V81H261ZM123 81V82H122ZM222 81V82H221ZM234 81V82H233ZM100 82V83H99ZM102 82V83H101ZM104 82V83H103ZM106 82V83H105ZM113 82H114V84H113ZM119 82H122V83H119ZM140 82V83H139ZM179 82H180V84H183V87H182V85H180L179 84ZM196 82V83H195ZM200 82V83H199ZM227 82L229 83V84H227ZM231 82V83H230ZM233 82V83H232ZM118 83L120 84V85H123L122 87H124V86H126V87H124V88H122L120 85H118ZM124 83L126 84V85H124ZM116 84L118 85L117 87H119V88H117L116 87ZM141 84V85H140ZM196 84V85H195ZM198 84H200V85H198ZM192 85V86H191ZM224 85V86H223ZM229 85V86H228ZM72 88H71V87ZM136 86H137V88H136ZM140 86H142V87H140ZM198 86V87H197ZM197 87V88H196ZM224 87V88H223ZM261 87V88H260ZM69 88H70V92H71V94H72V97H75L74 95L75 94H77L78 92H79V89H77V87L75 88L74 86H72V85H69ZM114 88V89H113ZM125 88H126V90H125ZM222 88V89H221ZM228 88V89H227ZM99 89H101L100 91H99ZM118 90V93H117V90ZM225 89L227 90V91H225ZM42 90V89H41ZM115 90V91H114ZM139 90V91H138ZM238 90V91H237ZM193 91V93H196V95H198V98H195V97H192V95L190 94V92H192ZM99 92V93H98ZM112 92L114 93L113 95H112ZM228 92V93H227ZM254 92H256L255 94H254ZM75 93V94H74ZM116 93V94H115ZM259 93H261L260 95L262 96H259ZM240 96H239V95ZM38 95V94H37ZM36 95V96H37ZM235 95V96H234ZM255 95H258L260 98H262V99H260V98H258L257 97V100H256V96ZM42 96H45V98L44 97H42ZM42 96H41V98H40V100L42 101V102H44V100L43 99H45V100H49L48 99V97H47V94H42ZM119 98H118V97ZM254 96H255V98H254ZM110 97V98H109ZM111 97H112V99H111ZM121 97V98H120ZM134 99H133V98ZM254 98V100H256V101H253L252 99ZM33 98V97H32ZM36 98V97H35ZM110 99V100H107V99ZM249 98V99H248ZM114 99H117V100H114ZM118 99H120V100H118ZM121 99H122V102H120L121 101ZM259 99V100H258ZM114 100V101H113ZM126 100H127V102H126ZM31 101V100H30ZM46 101V102H47ZM116 101V102H115ZM117 101H119V102H117ZM32 102H33V100H32ZM132 102V103H131ZM109 103L110 104H115L116 103V105H109ZM119 103V104H118ZM131 103V104H130ZM199 104H200V106H199ZM259 104V105H258ZM109 107H108V106ZM122 105V106H121ZM108 108H107V107ZM110 106H112V107H110ZM118 106H120V109L123 111V112H121V110L119 109V107ZM117 107V108H116ZM123 107V108H122ZM257 107V108H256ZM83 108H86L87 110H86V112H85V110H81L80 111V114H81V116H80V119H82V121L81 122H85V121H87L88 123H90V124H92L90 121H88V117L89 116H91V114H90V112H91V110L89 111V112H87L88 111V109L90 108V109H92L89 105H84L83 106ZM109 110H107V109ZM111 110H110V109ZM113 108V109H112ZM260 108V109H259ZM130 109H132V110H130ZM213 109V110H212ZM40 110H42L41 111V113H43V110H45V109H39V111ZM120 110V111H119ZM131 111V116H130V111ZM218 110V111H217ZM212 111H214V112H212ZM66 112H67V114H68V116L71 118V122H72V124H73V126L74 127H76V126H78V127H82V126H84L83 124L84 123H81V122H79L78 121V123H76V124H74L73 123V121L75 120L76 121V119H78V118H76L75 117V114L77 115V113H75V111L73 110V112H72V110L71 109H69V108H67L66 109ZM104 112H105V114H108L107 116L104 114ZM44 113H46L47 114V112L46 111H44ZM43 113V114H44ZM85 113V114H84ZM87 113H89V114H87ZM116 113V114H115ZM118 113H120V114H118ZM84 114V115H83ZM213 114V115H212ZM82 115H83V117H82ZM86 115H89V116H87L86 117ZM118 115V116H117ZM122 116L123 115V117L122 118H120L119 116ZM104 116H106V117H104ZM116 116V117H115ZM86 117V118H85ZM110 119H109V118ZM44 118V117H43ZM84 118V119H83ZM109 119V120H107V119ZM123 118H125L124 119V122H123ZM215 118H216V120H215ZM87 119V120H86ZM105 119V120H104ZM114 119H115V122H113L114 121ZM119 119V120H118ZM121 119H122V122H121ZM210 120V121H209ZM108 121V122H107ZM118 121H119V123H118ZM208 123H207V122ZM93 122V121H92ZM60 122H57V124L55 125L56 126V128H58V127H60L61 125H62V123H60ZM81 123V124H80ZM118 123V124H117ZM125 123V124H124ZM59 124V125H58ZM107 124V125H108ZM119 124H121V125H119ZM210 124H212V125H210ZM58 125V126H57ZM81 125V126H80ZM119 125V126H118ZM123 125V126H122ZM127 125V126H126ZM205 125V126H204ZM125 126H126V128H125ZM204 126V127H203ZM214 126V127H213ZM123 127V128H122ZM223 127V128H222ZM125 128V129H124ZM137 130V132H136V130ZM120 129H124V130H120ZM215 129V130H214ZM176 130V129H175ZM175 130H173V129H170L169 130V133H173V132H175ZM219 130V131H218ZM151 131V130H150ZM209 131H212V133L213 134H211V132L209 133ZM162 133V134H160V133ZM177 132H178V130H177ZM200 132H201V135L203 134V132L200 130ZM129 133V134H128ZM163 133H164V135H163ZM57 134V141L65 148V149H67V150H70V153L68 154L69 155V157H70V159L74 162V165H76V168H77V170L79 171V172H82V171H80L81 170V167H80V164H78L79 162L77 161V158H79L80 159V157H81V159L87 164V165H89V166H91V165H93L94 163H95V157H92V155L91 154H89V155H86L87 154V152L89 151L90 153L91 152H94V149H92L93 147H88V146H84V145H82L81 147H80V149L79 148H76V147H78L77 145H75V144H73L72 142H71V140L69 141V139H67L68 137L67 136H65V135H63V133L61 132V131H59V132H57L56 133ZM126 134H128V135H126ZM139 134V133H138ZM153 135V137H154V139H155V137L157 138V141L156 142H152V139H153V137L151 136V135ZM218 134V135H217ZM206 135V134H205ZM216 135V136H215ZM129 136H131V137H129ZM140 136V137H139ZM217 136H219L220 137V139H219V137L217 138ZM139 137V138H138ZM150 137H152V139L150 138ZM100 138V149H102V150H105L106 152H105V157L107 158L108 157V153H110V150H109V146H107V142H105L104 140H101L102 138L101 137H99ZM122 138V139H121ZM121 139V140H120ZM131 139V140H130ZM146 139H147V141H146ZM153 139V140H154ZM162 139L164 140L165 139V141L163 142L162 141ZM215 139H216V141H215ZM123 140V141H122ZM143 140H144V142H143ZM169 140V141H168ZM218 140V141H217ZM121 141V142H120ZM209 141H207L208 143H209ZM145 142H148V143H146L145 144ZM71 143V144H70ZM153 143H156V145H154ZM170 143V146H172V148H174L175 150H176V152L175 151H173L172 150V148L169 146V145H167V144H169ZM209 143V144H210ZM153 144V145H152ZM166 146H165V145ZM221 144V145H220ZM73 145V146H72ZM147 145V146H146ZM160 146V150L162 151H160V154H159V156L160 157H162V155H163V157L162 158H160L159 160H161V161H159V163H157L158 165H159V167L156 165V163H154V162H156V160H155V156L153 157V154H154V151H156L155 149L156 148H158V147H155V146ZM218 145V146H217ZM131 146V147H130ZM152 146V147H151ZM108 147V148H107ZM153 147H154V149H153ZM170 147V148H169ZM128 150H127V149ZM139 148V149H138ZM149 148V149H148ZM150 148H151V150H150ZM165 148V149H164ZM262 148V149H261ZM125 149V150H124ZM134 151H133V150ZM166 152V154H164V151ZM215 149V148H214ZM82 150V151H81ZM85 150H86V152H85ZM109 150V151H108ZM115 150L113 151V152H115ZM139 150V151H138ZM73 151V152H72ZM140 151H142V152H140ZM151 151V152H150ZM169 151V153H167ZM226 151V152H225ZM85 152V153H84ZM134 152V153H133ZM137 152V153H136ZM150 152V153H149ZM174 154H176V155H174L176 158H178V160L176 159H174V158H172L171 157V159H168V158H170V156L172 155L173 156V153ZM74 153H76L77 155L75 156V154ZM107 153V154H106ZM140 153V154H139ZM162 153V154H161ZM72 154H74V155H72ZM124 154V155H123ZM139 154V155H138ZM145 154V155H144ZM167 154H171L167 159H168V161H167V159H166V156H168ZM240 154V155H239ZM90 155H91V157H90ZM135 155V156H134ZM137 155V156H136ZM150 155V156H149ZM166 155V156H165ZM239 155V156H238ZM250 155H251V157H250ZM78 156V157H77ZM80 156V157H79ZM104 155H102L101 157H103ZM119 156V157H118ZM77 157V158H76ZM100 157V163H99V166H98V168L101 170V171H103V172H101L100 171V173L101 174H105V164H106V158L104 159V157L103 158H101ZM130 157H132V159L130 158ZM241 157V158H240ZM245 157V158H244ZM154 158V159H153ZM143 159V160H142ZM173 159L175 160V162H174V164L172 163L171 165H170V163L171 162H173ZM236 159V160H235ZM124 160V161H123ZM127 160V161H126ZM138 160V161H137ZM167 162H166V161ZM171 160V161H170ZM221 160H222V158H221ZM177 161V162H176ZM222 161H227V160H222ZM238 161V162H237ZM241 161H244L245 162V166L243 167L242 165L243 164H241V165H239L240 163H241ZM104 162V163H103ZM135 162V163H134ZM146 162V163H145ZM163 162V163H162ZM102 163V164H101ZM138 163V164H137ZM168 163V164H167ZM175 163H178V165L177 164H175ZM103 164H104V166H103ZM119 164V165H118ZM127 164V165H126ZM129 164V165H128ZM140 164V165H139ZM149 164V165H148ZM156 166H154V165ZM163 164L165 165V166H163ZM223 164V163H222ZM237 164H238V166H237ZM100 165H102V166H100ZM121 165V166H120ZM124 165V166H123ZM144 165H145V168H144ZM170 165V166H169ZM174 165V166H173ZM118 166H119V168H121V171H120V169L118 168ZM128 168H126V167ZM168 166V167H167ZM180 166H184V167H186L187 166V164L185 163L184 165H182V164H180ZM103 169H102V168ZM116 167H117V169H116ZM124 167V168H123ZM148 167V168H147ZM163 167H164V169L166 170H163ZM150 168V169H149ZM161 170H163V171H161V172H159V170L160 169ZM167 168H169V169H167ZM171 168V169H170ZM241 170H240V169ZM244 168H246V169H244ZM113 169V170H114ZM123 169V170H122ZM128 170V172H127V170ZM129 169H131V170H129ZM149 169V171L151 170V172H147V170ZM157 169H159V170H157ZM119 170V171H118ZM168 170V171H167ZM239 170H240V172H239ZM261 170V171H260ZM112 172H114V171H112ZM114 172V173H115ZM129 172H130V174H129ZM136 172H138V173H136ZM147 172V173H146ZM165 172H167V175L169 176H167L166 175V173ZM169 172H170V174L171 175H169ZM239 172V173H238ZM124 173V174H123ZM146 173V174H145ZM174 173V174H173ZM242 175H241V174ZM259 173V174H258ZM103 174V175H104ZM129 174V175H128ZM137 174V175H136ZM163 174V175H162ZM247 174V175H246ZM126 176V177H124V176ZM131 175V176H130ZM154 175V176H153ZM167 176V178L165 179L164 178V176ZM173 175V176H172ZM184 175L187 177V178H189V174H187V173H184ZM212 175V174H211ZM217 175H220V173H218ZM245 175V177H242V176H244ZM258 175V176H257ZM140 176V177H139ZM162 176H163V178H162ZM209 176H210V174H209ZM237 176V177H236ZM137 177H138V179H137ZM217 177H219V176H217ZM241 177V178H240ZM130 178V179H129ZM220 178V177H219ZM127 179H129V180H127ZM143 179V180H142ZM160 180V181H158L159 182V184H160V186H159V184H158V182H157V180ZM170 179V180H169ZM166 180H168V182L166 181ZM170 181H173V182H170ZM140 182V183H139ZM240 182H242V183H244L243 182V180L242 181H240ZM131 183V182H130ZM130 183H128V185L130 186ZM175 183V184H174ZM170 184V185H169ZM172 184V185H171ZM200 184L202 185V182H201V180H200ZM180 185V186H179ZM129 186H128V190L126 189V194H128V192H129V194L128 195H126L125 194V196H127V198L125 199V204H123L122 203V200H121V198H119V197H117L118 199H116V193H114L113 191H111L112 189H108V195L112 198H110L111 200H110V203H111V205H112V209L115 211V215L117 216V222H116V224H117V226H118V232H119V234L121 235L123 232H124V229L122 228V226H124L125 224H126V227L128 228L129 226H130V228H128V229H130L131 230V227H137L136 226V224H137V220L139 221V222H144V220H145V218L144 217H142V215H139V217L136 219V218H133L134 216L135 217H137V215H135L134 214V212L131 210V208H130V200H131V198L130 197H132L133 195H132V192H131V190H130V188H129ZM190 187H193L192 185L190 186ZM203 187V186H202ZM201 187V188H202ZM109 188V187H108ZM179 188V189H178ZM184 189V191H183V189ZM165 191H164V190ZM169 189V190H168ZM178 189V190H177ZM121 190V189H120ZM167 190H168V193H167ZM251 189L249 188V191H250ZM110 191V192H109ZM175 191V192H174ZM110 193V194H109ZM172 193H174V194H172ZM176 193V194H175ZM251 193H253V191L251 192ZM182 194V195H181ZM205 194V196H207V198L208 199H210L211 201H212V203H213V201H214V203L216 204V203H218V202H216L217 200L215 199V196L213 195V197H212V195L211 196H208L206 193H204ZM132 195V196H131ZM149 195V194H148ZM177 195V196H176ZM129 196V197H128ZM160 196V197H159ZM168 196H170V197H168ZM175 196V197H174ZM201 197L200 198H202V195H200ZM250 196V195H249ZM176 197H178V198H176ZM214 200H213V199ZM217 198V197H216ZM130 199V200H129ZM24 199H19L18 200V204L20 205V206H25L26 205V201L24 200ZM113 200V201H112ZM127 200V201H126ZM128 200H129V202H128ZM168 200V201H167ZM170 200V201H169ZM175 201V202H174ZM182 201V202H181ZM163 204H162V203ZM171 202H172V205H170L171 204ZM180 204H179V203ZM187 202V203H186ZM183 203V204H182ZM129 204V205H128ZM179 204V205H178ZM182 204V205H181ZM187 204V205H186ZM114 205V206H113ZM125 205V206H124ZM127 205V206H126ZM124 206V207H123ZM167 206H170V207H167ZM189 206V207H188ZM182 209V212H180L181 210H180V208ZM186 207H188V208H186ZM124 208V209H123ZM117 211H116V210ZM126 209V210H125ZM151 209V208H150ZM175 209V210H174ZM130 210V211H129ZM177 210V211H176ZM179 210V211H178ZM188 210H190V211H188ZM183 211H185V215L183 214L184 212ZM153 212V211H152ZM187 212H191V214L190 213H188L187 214ZM125 213V214H124ZM156 213V212H155ZM171 214V215H169V214ZM131 214V215H130ZM180 214V215H179ZM183 216H185V217H183ZM190 214V215H189ZM179 215V216H178ZM123 216H125V218L123 217ZM131 217H132V219H131ZM142 217V218H141ZM188 217H191V218H188ZM127 218V219H126ZM130 218V219H129ZM170 218V219H169ZM171 218H173V220H174V222H173V220L171 219ZM175 218V219H174ZM142 219V220H141ZM156 219V218H155ZM184 219H185V221H184ZM136 220V221H135ZM169 220H170V222H169ZM181 220H183V221H181ZM194 220V221H193ZM131 221V222H130ZM133 221V222H132ZM175 221H177V224H179V226L176 224V222ZM181 223H180V222ZM157 222V221H156ZM173 222V223H172ZM194 222V223H193ZM130 223H131V225H130ZM134 225H133V224ZM186 223V224H185ZM188 223V224H187ZM180 224H182V225H180ZM192 224V225H191ZM129 225V226H128ZM133 225V226H132ZM171 225H172V227H171ZM184 225V226H183ZM185 225H187V226H190L191 228H189V227H185ZM195 225V226H194ZM182 226H183V228H182ZM145 228V227H144ZM167 228V229H166ZM174 230H172V229ZM175 228V229H174ZM178 228V229H177ZM182 228V229H181ZM187 228H189V230H191V231H189ZM99 229V228H98ZM127 229V230H128ZM133 230L134 229H137V228H132ZM184 229V230H183ZM186 229V230H185ZM130 230H128V234L130 233L129 231ZM161 230V232H159V231ZM171 231V233H170V231ZM173 231V232H172ZM156 232V233H157ZM169 232V233H168ZM191 232V233H190ZM201 234H200V233ZM147 233V234H146ZM188 233V234H187ZM161 234H163L162 236H161ZM169 235V236H167V235ZM199 234V235H198ZM173 235V236H172ZM147 236H149V232L148 231H145V232H143V235L141 236V237H144V238H142V241H143V239H146L147 238ZM164 236H166L165 238H164ZM171 236V237H170ZM178 236V237H177ZM182 236V237H181ZM130 236L128 235V237H127V240L125 241V242H123L121 239H119L120 240V242H121V244H120V246H119V252H120V254H121V256H119V259H121V260H119L118 259V262H119V264H126V262L128 263L129 262V264H136V262L135 261H137L136 260V258H137V256H136V254H137V252H138V250H137V248H138V244H136V243H140V241H135L133 238H129ZM164 239H163V238ZM171 238V239H169V238ZM174 238V239H173ZM181 238V239H180ZM131 241H130V240ZM169 241H168V240ZM175 239L177 240V241H175ZM180 239V240H179ZM209 239V240H208ZM167 241L166 243H168L167 245H166V243H164L165 241ZM171 240V241H170ZM173 240V241H172ZM130 241V242H129ZM133 241H134V243H133ZM184 241V240H183ZM163 242V243H162ZM177 242L179 243V244H177ZM172 243V244H171ZM131 244H132V246H131ZM133 244H135L134 246H135V249H136V251L134 250V246H133ZM163 246H162V245ZM209 244V245H208ZM137 245V246H136ZM141 245V243L139 244V246ZM165 245V246H164ZM160 246V247H159ZM206 246V247H205ZM162 247V248H161ZM165 247H167L166 248V250L164 249ZM140 248V247H139ZM132 249V250H131ZM159 249H161V250H159ZM133 251V252H131V251ZM163 250H165L164 252H162ZM130 251V252H129ZM177 251V252H176ZM134 252H136V254L134 253ZM126 253V254H125ZM131 253V254H130ZM132 253H134V254H132ZM185 253V254H184ZM151 253H148V255H150ZM176 254V255H175ZM125 255V256H124ZM129 255V256H128ZM133 255V257H131ZM128 256V257H127ZM136 256V257H135ZM179 256V257H178ZM131 257V258H130ZM135 257V258H134ZM182 257V258H181ZM123 258V259H122ZM126 258V259H125ZM130 259V260H129ZM132 259V260H131ZM159 261H158V260ZM179 260V261H178ZM124 261V262H123ZM175 261H173V263L172 264H176V262ZM182 263H181V262ZM161 263V264H162Z\"/></svg>","mask_w":264,"mask_h":264}]
</instances>
